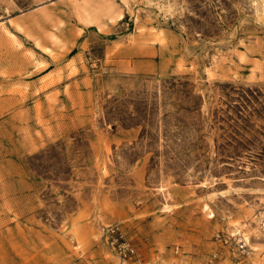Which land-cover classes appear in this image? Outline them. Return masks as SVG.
<instances>
[{
  "label": "rangeland",
  "instance_id": "obj_1",
  "mask_svg": "<svg viewBox=\"0 0 264 264\" xmlns=\"http://www.w3.org/2000/svg\"><path fill=\"white\" fill-rule=\"evenodd\" d=\"M177 262L264 264V0H0V264Z\"/></svg>",
  "mask_w": 264,
  "mask_h": 264
},
{
  "label": "built area",
  "instance_id": "obj_2",
  "mask_svg": "<svg viewBox=\"0 0 264 264\" xmlns=\"http://www.w3.org/2000/svg\"><path fill=\"white\" fill-rule=\"evenodd\" d=\"M107 235L111 238V245L118 253L119 257L123 259H131L134 254L132 246L123 238L122 233L118 230L117 227L107 229ZM179 247L175 246L173 249V254H179ZM150 264V263H149ZM176 264H186L185 262H177Z\"/></svg>",
  "mask_w": 264,
  "mask_h": 264
}]
</instances>
